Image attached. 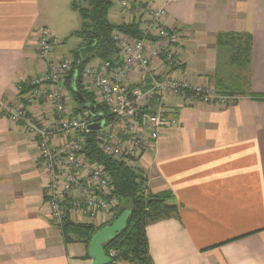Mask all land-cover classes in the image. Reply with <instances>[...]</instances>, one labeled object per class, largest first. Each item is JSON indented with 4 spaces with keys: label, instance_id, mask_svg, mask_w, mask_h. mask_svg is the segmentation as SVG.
I'll list each match as a JSON object with an SVG mask.
<instances>
[{
    "label": "crops",
    "instance_id": "crops-1",
    "mask_svg": "<svg viewBox=\"0 0 264 264\" xmlns=\"http://www.w3.org/2000/svg\"><path fill=\"white\" fill-rule=\"evenodd\" d=\"M71 1L0 0V100L19 102L42 123L52 121V104L26 88L48 65L37 57L38 31L55 39L49 62L68 59L54 19ZM129 1L165 7L183 61L171 76L239 97L232 105L167 98L165 112L178 125L162 129L155 148L133 160L149 191L170 193L178 207L176 218L146 228L152 263L264 264V0ZM109 20L130 21L118 5ZM233 40L248 41L247 63L232 62ZM141 81L133 71L125 87ZM67 105L74 113L72 100ZM38 162L32 137L0 113V264H91L85 245L50 220Z\"/></svg>",
    "mask_w": 264,
    "mask_h": 264
},
{
    "label": "built area",
    "instance_id": "built-area-1",
    "mask_svg": "<svg viewBox=\"0 0 264 264\" xmlns=\"http://www.w3.org/2000/svg\"><path fill=\"white\" fill-rule=\"evenodd\" d=\"M116 4L123 17L130 19L127 24L138 25L141 39L113 34L119 63L91 61L83 69L82 82L96 95L97 103L109 112L110 121L98 131L96 138L102 154L114 159L135 160L141 153L155 148L162 129L178 125L177 120L165 112L167 98L192 97L204 104L232 105L239 97L218 94L208 85L192 86L182 77L169 74L176 70L181 72L183 61L178 35L164 24L165 7L137 5L129 0H116ZM53 40L48 29L38 31L37 57L48 65L45 74L34 77L26 85L31 88L32 98L45 96L51 102L52 121L42 123L19 102L0 100V113L23 127L35 143L38 163L46 178L50 220L59 227L66 221H74L99 228L110 222L119 199L104 169L82 154L84 134L89 131L92 120L87 113L74 115L69 110V95L63 82L72 61H48ZM155 62L158 69L153 67ZM133 71L142 75V81L140 87L130 90L125 82ZM58 138H63V142ZM115 255L114 250L108 252L110 259Z\"/></svg>",
    "mask_w": 264,
    "mask_h": 264
},
{
    "label": "trees",
    "instance_id": "trees-1",
    "mask_svg": "<svg viewBox=\"0 0 264 264\" xmlns=\"http://www.w3.org/2000/svg\"><path fill=\"white\" fill-rule=\"evenodd\" d=\"M115 5H117L116 0H74L71 4V9L77 12L81 25L79 30L70 35L79 40V45L71 52L72 66L63 86L75 105L74 115L87 113L74 91L81 96L85 104L93 106L97 116L91 123L105 122L107 124L110 116L107 108L97 103L96 95L83 85L84 67L93 60L119 63L118 48L112 38L115 33L132 40L141 39L137 24H114L109 20V13ZM227 44L233 48V63L243 64L249 61L248 41L239 44L233 40ZM97 134L98 131L94 130L84 134L86 144L83 154L89 162L104 169L110 178L114 194L119 199L111 223L124 211L130 212L124 230L119 236L103 245L104 252L107 256L110 250L116 252L112 258V264H153L149 256L146 228L152 223L176 218L178 207L174 204L170 193L152 194L140 170L129 166V162L132 163L131 160L114 159L102 154L98 148ZM102 227L75 225L68 221L62 225L64 233L82 242L86 249L91 237Z\"/></svg>",
    "mask_w": 264,
    "mask_h": 264
},
{
    "label": "water",
    "instance_id": "water-1",
    "mask_svg": "<svg viewBox=\"0 0 264 264\" xmlns=\"http://www.w3.org/2000/svg\"><path fill=\"white\" fill-rule=\"evenodd\" d=\"M75 90V86L73 85ZM78 99L80 100L83 108L89 113L91 120L96 118L95 109L92 105L85 104L80 95L74 91ZM105 122L101 123H92L88 130L100 131L105 127ZM130 212L128 210L124 211L118 218L113 221L111 224L105 225L94 233L91 237L88 248L87 255L91 260V264H112V259H110L104 252L103 245L115 237L124 230Z\"/></svg>",
    "mask_w": 264,
    "mask_h": 264
},
{
    "label": "rangeland",
    "instance_id": "rangeland-1",
    "mask_svg": "<svg viewBox=\"0 0 264 264\" xmlns=\"http://www.w3.org/2000/svg\"><path fill=\"white\" fill-rule=\"evenodd\" d=\"M71 4H72V1L70 2L69 8H67V11L63 12V14L59 18L54 19L55 20L54 21L55 28L57 30H59L60 32H62L61 34H65L64 37H66L68 35L62 43L59 42L60 38H64V37H61L62 35H60V38L58 36H56V40L61 47V53H60L61 57H65V58L68 57L69 60L71 59L70 58V56H71L70 52H72V50H75L77 44L79 43V40L76 37H73L70 35L73 33V31L79 30L80 25H81L80 24L81 21H80V18L78 16L77 12H75L71 9ZM114 7H116V5ZM69 32H70V34H69ZM53 42L55 44V39L53 40ZM68 140L72 141L71 138H68ZM62 142H60V143H62ZM85 144H86V142H85ZM83 151H84V148L82 149V154H83ZM131 161L133 164L130 163L129 161H127V163L129 162V166H131L135 169H138L137 166L134 165L135 164L134 161L133 160H131ZM111 216L112 215H109V218H111ZM112 220L113 219L111 218L109 223H111ZM69 223L79 225L78 223H75L74 221H71ZM109 223H106V225H108Z\"/></svg>",
    "mask_w": 264,
    "mask_h": 264
},
{
    "label": "bare ground",
    "instance_id": "bare-ground-1",
    "mask_svg": "<svg viewBox=\"0 0 264 264\" xmlns=\"http://www.w3.org/2000/svg\"><path fill=\"white\" fill-rule=\"evenodd\" d=\"M70 100V99H69ZM87 114L89 115V113L87 112Z\"/></svg>",
    "mask_w": 264,
    "mask_h": 264
}]
</instances>
